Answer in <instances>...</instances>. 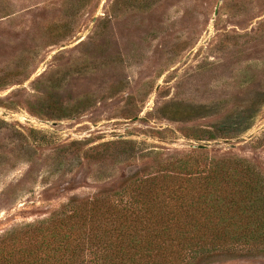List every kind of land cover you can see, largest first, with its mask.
I'll use <instances>...</instances> for the list:
<instances>
[{
    "label": "rangeland",
    "instance_id": "obj_1",
    "mask_svg": "<svg viewBox=\"0 0 264 264\" xmlns=\"http://www.w3.org/2000/svg\"><path fill=\"white\" fill-rule=\"evenodd\" d=\"M198 157L264 175V0H0V236Z\"/></svg>",
    "mask_w": 264,
    "mask_h": 264
},
{
    "label": "trees",
    "instance_id": "obj_2",
    "mask_svg": "<svg viewBox=\"0 0 264 264\" xmlns=\"http://www.w3.org/2000/svg\"><path fill=\"white\" fill-rule=\"evenodd\" d=\"M124 189L71 200L0 236V264H253L264 175L237 159H179Z\"/></svg>",
    "mask_w": 264,
    "mask_h": 264
},
{
    "label": "water",
    "instance_id": "obj_3",
    "mask_svg": "<svg viewBox=\"0 0 264 264\" xmlns=\"http://www.w3.org/2000/svg\"><path fill=\"white\" fill-rule=\"evenodd\" d=\"M201 149H205V148H207V147H200Z\"/></svg>",
    "mask_w": 264,
    "mask_h": 264
}]
</instances>
